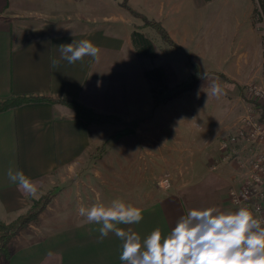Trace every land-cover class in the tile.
<instances>
[{
  "label": "crops",
  "instance_id": "crops-1",
  "mask_svg": "<svg viewBox=\"0 0 264 264\" xmlns=\"http://www.w3.org/2000/svg\"><path fill=\"white\" fill-rule=\"evenodd\" d=\"M194 1L200 3H186L195 9ZM145 2L154 6L149 11L155 18L164 21L166 8L171 16L177 0ZM103 3L0 0V100L16 96L74 100L96 114L118 116L124 125L88 124L68 106L48 101L0 112V220L16 219L34 200L55 189L45 210L10 240L9 257L0 258V264H122L123 242L112 232L101 238L102 225L87 223L78 214L81 204L90 207L122 199L142 208L139 223L118 227L143 239L156 227L167 234L193 208L231 211L228 192L244 179L243 166L224 158L210 166L212 170L195 171L192 180L180 182L176 190H153L152 167L135 164L138 142L152 136H132L138 131L133 125L150 111L144 103L147 79L131 41L139 24L122 8ZM83 39L99 47L98 60L86 56L69 64L61 58L59 45ZM52 60H59V66L52 67ZM108 138L106 148L98 151ZM217 153L209 154L212 160ZM231 154L243 159L244 144ZM9 167L37 183L38 198L8 180Z\"/></svg>",
  "mask_w": 264,
  "mask_h": 264
},
{
  "label": "rangeland",
  "instance_id": "rangeland-1",
  "mask_svg": "<svg viewBox=\"0 0 264 264\" xmlns=\"http://www.w3.org/2000/svg\"><path fill=\"white\" fill-rule=\"evenodd\" d=\"M124 2L135 14L125 8ZM198 2L194 1L193 9L186 0H177L171 16L166 8L163 21L155 18L149 11L154 6L145 0H104V7L122 8L139 24L134 29L141 30L152 41L154 57L138 56V62L144 71L158 68L161 76L160 82H146L144 103L150 111L146 119L133 125L138 126V131L132 136H152L149 141L138 142L135 164L152 167L153 190L163 192L176 190L182 181L190 182L195 171L201 174V170H212L224 158L236 159L244 168V179L228 192L231 211H236L234 193L239 194L246 183H252L255 191L241 207L264 218V173L255 167L260 159L264 168V0ZM143 18L159 22L168 40L145 25ZM193 65L200 73L195 78ZM204 72L207 79L200 78ZM213 82L221 85L224 95L210 94ZM184 86L188 89L178 93ZM103 116L111 117L105 123L121 122L118 116ZM108 140L97 150L105 149ZM243 144L244 160L237 159L238 154L231 153ZM213 151L222 156L217 153L212 160L209 154ZM51 191L55 195V189H50L34 200L26 212Z\"/></svg>",
  "mask_w": 264,
  "mask_h": 264
},
{
  "label": "clouds",
  "instance_id": "clouds-1",
  "mask_svg": "<svg viewBox=\"0 0 264 264\" xmlns=\"http://www.w3.org/2000/svg\"><path fill=\"white\" fill-rule=\"evenodd\" d=\"M58 49L69 64L86 56L99 59V47L87 39L61 44ZM51 63L54 68L59 66V60ZM207 75L204 72L200 78L207 79ZM210 94L220 97L225 93L213 82ZM6 175L22 193L38 198L37 183L22 170L9 167ZM78 214L87 223L102 225L101 238L112 232L123 242L122 264H264V218H257L247 207L227 212L215 207L193 208L181 215L167 234L156 227L143 239L131 229L118 227L143 219L142 208L122 199L110 204L98 201L90 207L81 204Z\"/></svg>",
  "mask_w": 264,
  "mask_h": 264
},
{
  "label": "trees",
  "instance_id": "trees-1",
  "mask_svg": "<svg viewBox=\"0 0 264 264\" xmlns=\"http://www.w3.org/2000/svg\"><path fill=\"white\" fill-rule=\"evenodd\" d=\"M209 1V0H204ZM123 5L130 12L134 13L131 8L124 2ZM135 14V13H134ZM144 19V24L153 28L164 40H168V34L159 22L147 18ZM131 41L137 52L138 56L154 57L155 46L152 41L147 38L142 32L137 29H133L131 32ZM194 68V65H193ZM198 68V67H197ZM193 78L200 76V73L196 68ZM197 75V76H196ZM144 76L147 81L160 82L161 76L158 68L151 70H145ZM188 89L187 86L182 87L178 90L180 93L183 90ZM172 95V94H171ZM167 99V98H166ZM165 99V100H166ZM37 101H48L51 103H60L68 106L74 113L75 117L82 119L85 123H105L110 120L111 117L103 116L94 113L91 109L83 106L82 104L74 100H56L48 97L37 96V97H26V96H16L6 100H0V112L14 108L16 106L22 105L29 102ZM54 192H49L46 196L42 197L38 202L34 203L32 208H30L26 213L20 215L17 219L10 223H4L0 220V258L6 260L9 257L8 245L9 241L15 236L18 231L24 227L29 221L35 219L45 208L48 201L53 197Z\"/></svg>",
  "mask_w": 264,
  "mask_h": 264
},
{
  "label": "built area",
  "instance_id": "built-area-1",
  "mask_svg": "<svg viewBox=\"0 0 264 264\" xmlns=\"http://www.w3.org/2000/svg\"><path fill=\"white\" fill-rule=\"evenodd\" d=\"M255 167L261 172L264 173V168L260 164V159L255 163ZM263 177V175H262ZM256 181H259V178H256ZM255 191V186L252 183H246V185L243 187V189L240 191V193H234L235 195L232 196L233 203L235 204L236 210L241 208V204L244 203L245 200H247L249 197H251L252 193Z\"/></svg>",
  "mask_w": 264,
  "mask_h": 264
}]
</instances>
